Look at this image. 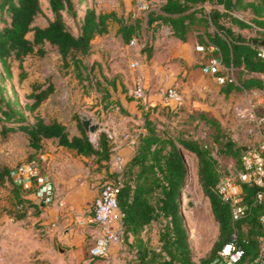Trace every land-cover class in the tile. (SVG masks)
I'll return each instance as SVG.
<instances>
[{"label":"trees","instance_id":"obj_1","mask_svg":"<svg viewBox=\"0 0 264 264\" xmlns=\"http://www.w3.org/2000/svg\"><path fill=\"white\" fill-rule=\"evenodd\" d=\"M49 1L54 15L46 25H40L35 24V20L43 12L41 0H0V132L3 136L15 131L24 132L36 150L43 146L44 140L55 138L78 153L95 156L100 163L109 161L114 143L107 131L101 130L95 144L79 114L76 116L81 135L71 136L67 123L57 117L48 119L39 112V107L55 90L50 79L32 84V91L27 95L30 100L24 106L17 95H9L4 81L13 76L14 60L19 61L22 80L26 76L23 69L25 58L30 54L44 56L48 52L47 43L58 47L63 67H72L79 78H89L96 67V63L88 59L93 52V39L108 33L111 23L116 22L118 33L125 43H129L138 31L139 19L119 15L114 9L98 8L96 4L87 5L76 33L64 16L65 11L76 13L74 0ZM240 12H249L250 18L242 17ZM147 21L149 25L164 23L170 26L173 35L182 40H187L189 34L196 31L199 44L210 52L209 57L220 56L225 67H234L237 80L224 83L221 87L224 93L264 90V58L258 54L259 41L264 38V0H164L158 9L149 11ZM234 26L255 30L257 35L247 36ZM30 32L32 36H29ZM221 73L229 71L223 69ZM111 83L116 87L114 80ZM97 84L107 89L99 80ZM106 93L110 94L109 91ZM27 112L33 115V121L29 120ZM143 116V129L133 144V154L125 161L123 169L114 173L115 179L121 175L123 180L119 203L124 212V235H139L153 220L162 222L160 248H141V264H209L218 250L233 240L235 230L238 231V242L245 249L236 264H247L259 256V236L264 235L261 220L264 205L255 199L256 186L243 184V202L248 204V209L238 220H233L229 204L214 191L223 174L221 154L240 161L241 168L242 155L248 146L240 143L229 129L222 130L220 122L207 116L204 118L216 129L215 151L197 138L174 130L164 120L153 118L150 111ZM188 153L198 159L199 181L219 225L217 240L199 262L192 258L190 233L181 206L183 188L187 183ZM12 168L4 166L0 169V185L11 181ZM12 182L18 192L19 185Z\"/></svg>","mask_w":264,"mask_h":264},{"label":"rangeland","instance_id":"obj_2","mask_svg":"<svg viewBox=\"0 0 264 264\" xmlns=\"http://www.w3.org/2000/svg\"><path fill=\"white\" fill-rule=\"evenodd\" d=\"M162 0H152V9H158ZM43 12L38 14L35 24L46 25L49 18L53 17V11L50 7L49 0H41ZM76 13L64 12L68 25L74 30L79 31L81 18L84 16L87 5L96 4L98 8L105 10H116L119 14L132 16L139 19V28L137 33L138 45L132 46L119 41L116 38L119 33L117 31V23L111 27L106 34H100L93 39V45L97 54L95 58L96 67L88 78H79L76 71L71 68L62 66V58L56 45L47 43L48 52L44 55L30 54L23 63V69L26 76L20 80L19 61H13V76L6 78L8 93L12 97L17 95L21 100V104L30 100L27 95L32 91V84L35 81L47 82L50 79L54 85V92L39 107V112L45 117H57L67 123L70 127L78 122L76 116L80 112H89L96 116L97 121H105L108 117L118 111L116 102L119 98H126L131 101V110H138V105L144 107L142 101L137 99L133 94L134 76L142 69H147L152 63L159 60L160 64L181 63V57L175 55L178 46L169 42V46H163L160 43L156 45V39L160 35H165L163 28L166 25L161 23L148 24V13L150 10H142L139 7V0H74ZM244 18H250L248 12H240ZM247 36L257 35L255 30L244 29ZM32 36V32L29 33ZM158 46V47H157ZM171 48V49H169ZM196 56L195 63L188 67H197L202 70L201 66L208 60L211 55L206 50H200ZM157 54V55H155ZM165 58L163 60L159 57ZM137 59L140 63L139 68L132 69L130 62ZM98 62V63H97ZM141 72V71H140ZM201 74L196 77L199 81ZM0 73L2 66L0 63ZM177 74V73H175ZM205 79L202 83L203 93L197 96L192 93L186 98L181 105H169L164 98L161 100L149 101L144 110H151L150 115L153 118H160L169 124L174 130L181 132L189 137L197 138L203 144H207L214 149V136L216 129L214 125L208 121L216 120L221 123L222 130L229 129L233 136L242 144L251 145L259 139L258 130L255 129V120L252 114L258 117L264 116V90L255 89L253 91L234 90L230 94H226L221 90L222 84L216 81L215 76L203 73ZM182 77L183 82L188 80V75ZM106 86L107 89L98 87L97 81ZM115 81L116 87L111 83ZM153 82V81H151ZM155 84L148 85V93L155 91ZM110 92V94L106 92ZM184 93V92H183ZM189 94V93H188ZM137 106V107H136ZM29 120H34L33 115L27 112ZM135 114H140L137 112ZM141 119L144 116H137ZM138 118V119H140ZM81 120V118H79ZM0 121V129H1ZM136 129H130L135 131ZM101 129L95 134L89 133L95 144L98 143V137ZM37 150L29 144L26 133L21 131L10 132L8 136H3L0 132V169L4 166L14 167L15 165L37 156ZM74 159L78 161L89 175H99L101 168L107 166L111 170L109 161L98 162L95 156L81 154H73ZM115 157L116 154H113ZM188 160L189 175L187 173L186 190L192 193L191 199L194 201L193 206H188V197L183 193L182 212L185 216V224L189 230L190 246L192 249V258L199 262L203 257L207 256L212 245L218 238L219 225L215 221L211 207L210 199L205 195L198 177V159L195 155L186 154ZM190 164V165H189ZM240 161L221 154L220 169L223 174L231 173L239 168ZM114 165V164H113ZM114 170L119 167L114 165ZM116 176L113 177L115 179ZM7 192V194H6ZM12 196V197H11ZM8 197L11 199H8ZM8 200V203H6ZM18 193L12 182L6 185H0V234L5 226L3 233L5 236L0 239V247L2 254L5 253V259L0 264H56L62 260V256H67V249L61 252L58 244L66 248V241L62 239L57 229H53L50 225L46 227L34 216L28 215L24 208L18 207ZM8 204V205H7ZM27 204L25 203V206ZM80 222V220H79ZM191 229V231H190ZM63 231V230H62ZM94 236L87 235V242L84 248V259L89 264H103V260L91 255L90 248L94 243ZM80 264H83L82 262Z\"/></svg>","mask_w":264,"mask_h":264},{"label":"crops","instance_id":"obj_3","mask_svg":"<svg viewBox=\"0 0 264 264\" xmlns=\"http://www.w3.org/2000/svg\"><path fill=\"white\" fill-rule=\"evenodd\" d=\"M163 1L164 0H162L161 3ZM209 6L210 5H208V7ZM220 7L222 8V6ZM226 23L229 24V20H227ZM114 24V22L111 23L110 29ZM161 24L166 25L164 23ZM234 28L244 33V29L238 26H234ZM163 30L166 34H159L155 42L156 45L160 43L163 46H169V42L176 44L178 49L175 50V55H179L182 61L181 63L175 62L174 64L166 63L163 65L159 63L158 59H155L156 63H152L147 69L144 68L140 70L141 72L139 71L145 75V85L147 88L148 85L152 83L156 85L155 91L149 93L148 102H153L155 100L162 101L164 98V88L172 84L177 85L180 90L184 92L185 99L189 98L192 93L196 96L197 94L202 95V83L205 79L204 72H202L200 80L197 82L195 81L196 77L200 75L203 70H197V67H192L188 70V67L195 63L197 59L196 55L199 53L196 50V45L199 44L197 32H191L187 40H182L173 35L170 26L166 25V28L164 27ZM116 38H118L119 41L123 40L120 34ZM94 49L95 47L93 45V52L88 56V59L96 63L94 57H96L97 54ZM158 58L163 60L165 55L162 58L158 56ZM178 73H182L183 76L188 75V80L183 82L182 77H179ZM210 75L211 74L207 77L209 80L211 79ZM119 99L116 105L117 108H120V115L117 114L118 111L116 110L105 121H99L101 130H110L117 135L109 160L110 165L112 164L110 166L111 170H108L106 168L107 166H103L99 175H89L73 156V154H81L86 158L84 154L78 153L75 149L60 144L58 139L50 138L44 140L43 146L37 149V154L43 156L44 171L51 176L55 184L54 201L51 204H44L40 201L36 196L34 185L30 187H17L19 190L17 192L18 200H20L18 207L22 210L27 208L25 212L30 216L34 215L40 223L44 224L46 227L51 225L54 230L57 229L62 239L66 241L67 246L64 250L67 249L68 257L62 256V260L56 264H80L81 262L83 264H89L83 256L85 244L87 242L86 238L88 234H92L95 238L99 234V229L95 224H81L79 220L92 212L93 201L98 195L103 182L112 179L114 173L121 170L120 165L114 161L115 157L113 154L121 156L123 164L130 155L133 154V145L129 143L123 134L126 131H130V129H143L144 117L141 119L137 116L139 115L142 117L143 114L148 111L144 110L148 103H143L144 107L138 105V110L136 111L131 110V101L125 97ZM137 112H140V114H135ZM69 130L71 136L81 135V130L77 122L74 126H69ZM113 164L118 166L119 170H114L115 167ZM11 197H8V199H11ZM6 203H8V200H6ZM25 203L27 204L26 206ZM121 222L122 220H118L116 224H120ZM161 224L162 222L160 220H153L145 226L144 230L139 235L132 233L124 235L123 233L121 240L116 242L112 247L113 264H141L142 261L139 258V250L141 248L159 249L161 244L159 233ZM4 228L5 226L1 230L2 234H0V239L5 236V233H3ZM3 252L2 250L0 261L5 259V253L2 254Z\"/></svg>","mask_w":264,"mask_h":264},{"label":"built area","instance_id":"obj_4","mask_svg":"<svg viewBox=\"0 0 264 264\" xmlns=\"http://www.w3.org/2000/svg\"><path fill=\"white\" fill-rule=\"evenodd\" d=\"M139 7L142 10L152 9V0H139ZM130 45L137 46V36L134 35ZM197 48L204 50L205 46L198 44ZM259 56L264 58V46L259 47ZM139 61L134 59L130 62L132 69L139 68ZM227 69L229 73H221ZM202 70L206 74L215 76L216 81L224 84L227 81H236L234 67H225L220 56H211L203 64ZM134 96L144 104L148 103L149 93L145 85V75L138 72L134 77ZM164 100L169 105H181L185 100V95L180 88L175 85H168L163 90ZM255 120V129L258 130L259 139L244 150L242 155V166L233 172L222 174L214 187V191L219 195L222 201L229 204L233 220L243 217L248 209V204L243 202V184L256 186L255 199L264 205V116L258 117L252 114ZM113 143L117 135L110 130H106ZM142 130L126 131L123 136L132 145L136 142L139 133ZM43 156L30 158L15 165L10 172L12 180L23 187L35 186L36 196L44 204H51L55 198V184L51 176L44 171ZM114 161L123 169L121 156L116 155ZM120 170V171H121ZM123 185L122 176L116 179H110L103 182L98 195L92 204V212L80 219L81 224H95L99 229V234L90 248L92 256L102 259L103 264H113L112 247L121 240L123 234L124 212L120 208L119 193ZM122 220L120 224L117 221ZM264 223V212L261 215ZM233 240L227 242L209 264H236L245 252L244 247L237 240L238 231L235 230L232 236ZM260 254L247 264H264V235L259 236ZM1 255V247H0Z\"/></svg>","mask_w":264,"mask_h":264},{"label":"water","instance_id":"obj_5","mask_svg":"<svg viewBox=\"0 0 264 264\" xmlns=\"http://www.w3.org/2000/svg\"><path fill=\"white\" fill-rule=\"evenodd\" d=\"M259 45L264 46V38L261 39L259 41ZM80 118H81V122L85 128V130L88 133H92L95 134L99 131L100 129V123L99 121H97L96 116L90 114L89 112H80ZM188 172H189V166H188ZM189 175V173H188ZM186 185L185 184L184 188H183V192H185L186 196L188 197V206H193L194 205V201L191 199L192 193L189 190H186ZM183 203V193L181 196V206ZM58 248L61 252L64 251V247H62L60 244H58Z\"/></svg>","mask_w":264,"mask_h":264},{"label":"bare ground","instance_id":"obj_6","mask_svg":"<svg viewBox=\"0 0 264 264\" xmlns=\"http://www.w3.org/2000/svg\"><path fill=\"white\" fill-rule=\"evenodd\" d=\"M190 165V164H189Z\"/></svg>","mask_w":264,"mask_h":264}]
</instances>
